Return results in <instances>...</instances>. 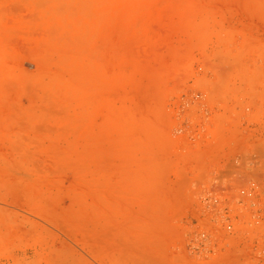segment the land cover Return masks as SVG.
<instances>
[{"label":"rangeland","instance_id":"374dc122","mask_svg":"<svg viewBox=\"0 0 264 264\" xmlns=\"http://www.w3.org/2000/svg\"><path fill=\"white\" fill-rule=\"evenodd\" d=\"M0 264H264V0H0Z\"/></svg>","mask_w":264,"mask_h":264},{"label":"built area","instance_id":"2783aa9c","mask_svg":"<svg viewBox=\"0 0 264 264\" xmlns=\"http://www.w3.org/2000/svg\"><path fill=\"white\" fill-rule=\"evenodd\" d=\"M245 192H242V194H244ZM219 205H223V203L220 201ZM221 214L223 215V219L227 222V230L229 231H233L235 230V216H230L229 214L231 213L227 207H221L220 209Z\"/></svg>","mask_w":264,"mask_h":264}]
</instances>
